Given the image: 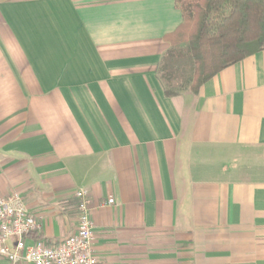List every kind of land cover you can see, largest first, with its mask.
<instances>
[{"label": "crops", "instance_id": "obj_1", "mask_svg": "<svg viewBox=\"0 0 264 264\" xmlns=\"http://www.w3.org/2000/svg\"><path fill=\"white\" fill-rule=\"evenodd\" d=\"M181 23L175 0H0V198L47 242L84 191L98 264H264V50L168 97Z\"/></svg>", "mask_w": 264, "mask_h": 264}, {"label": "trees", "instance_id": "obj_2", "mask_svg": "<svg viewBox=\"0 0 264 264\" xmlns=\"http://www.w3.org/2000/svg\"><path fill=\"white\" fill-rule=\"evenodd\" d=\"M182 23L165 37L156 73L174 97L264 50V0H175ZM37 239L42 238L36 236Z\"/></svg>", "mask_w": 264, "mask_h": 264}, {"label": "built area", "instance_id": "obj_3", "mask_svg": "<svg viewBox=\"0 0 264 264\" xmlns=\"http://www.w3.org/2000/svg\"><path fill=\"white\" fill-rule=\"evenodd\" d=\"M75 197L76 231L57 243L36 238L41 223L18 193L0 198V257L9 264H98L92 247L89 197L84 191Z\"/></svg>", "mask_w": 264, "mask_h": 264}]
</instances>
